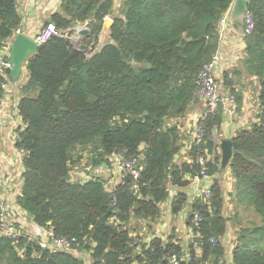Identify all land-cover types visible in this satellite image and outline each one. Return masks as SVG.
Masks as SVG:
<instances>
[{
	"label": "trees",
	"instance_id": "1",
	"mask_svg": "<svg viewBox=\"0 0 264 264\" xmlns=\"http://www.w3.org/2000/svg\"><path fill=\"white\" fill-rule=\"evenodd\" d=\"M18 0H0V49L22 27ZM234 0H61L45 21L62 32L38 46L24 63L26 81L20 87L18 112L24 129L16 147L24 154L22 186L17 206L42 229L57 238L75 239L77 252H51L38 241L0 236V264H163L185 248L169 237L135 244L132 222H152L170 187L184 189L199 175L198 159L213 154L207 173H218L221 155L214 130L220 129L219 107L205 121L200 144L187 153L190 162L176 164L179 132L170 120L183 119L194 102L195 80L219 47L217 27ZM254 27L244 37L239 70L225 71L221 85L234 96L236 110L242 93L233 76L241 70L258 84L255 121L231 139L228 170L234 205L252 209L260 222L237 230L231 264H264V0H248ZM111 18L112 45L93 53L103 20ZM90 31L79 49L69 36L78 25ZM239 26V23L235 27ZM0 96L2 94L0 93ZM87 151L89 168L109 166L113 151H124L140 169L139 192L125 177L111 192L103 179L73 182L71 172ZM189 207L201 221L196 252L186 248L190 261L181 264H227L222 187L215 180L208 204L179 193L172 203L176 215ZM236 215V214H235Z\"/></svg>",
	"mask_w": 264,
	"mask_h": 264
},
{
	"label": "crops",
	"instance_id": "2",
	"mask_svg": "<svg viewBox=\"0 0 264 264\" xmlns=\"http://www.w3.org/2000/svg\"><path fill=\"white\" fill-rule=\"evenodd\" d=\"M122 0H114L115 11H118ZM61 0H18L17 10L22 17V27L20 32L29 38H34L38 32L37 26L40 23L45 24V21L49 16L58 9ZM231 29L220 41L217 52L221 55V61L216 65L215 77L217 81L222 82V76L225 71L239 70L241 67V61L244 58V38L242 35V20L237 22L231 21ZM239 23V26L235 25ZM10 57V53H9ZM25 67H22L21 77L19 83H12L10 77L7 78V84L9 92L7 91L5 97L8 99V108L5 111V115L0 117V192L3 194L6 203L14 209L19 215V220L23 223V217L26 215L21 211L17 204L16 199L20 193L22 186V165L21 160L16 154V150L11 143L13 129L12 123L18 128L23 129V122L18 112V102L20 100V87L26 81ZM234 87L242 93V107L239 111L235 110L232 116L223 114V120L220 129L214 133L215 142L217 144L218 153L221 155L220 142L222 140L233 139L237 132L247 128L250 123L255 121V115L259 106L258 103V84L254 77H248L241 70L240 76H233ZM204 106L201 102H193L183 119H172L168 122V125H176L179 132V146L180 152L175 156L174 162L176 164L182 162H190L187 157V153L190 150V143L192 141L194 127L198 117L202 114ZM228 164L222 162V158L219 164L218 173L213 176L215 180L220 184L223 190V196L225 200V210L229 207L231 214L235 215L240 211V206L234 205V193L232 190V178L230 177ZM114 172V170H113ZM112 171L108 170V178L104 179L105 183L109 185H116L119 177ZM105 174V173H104ZM77 176V175H76ZM83 176V175H82ZM73 178V176H71ZM79 180V175L74 177ZM73 180V179H72ZM107 186V183H106ZM196 186L190 180V184L184 189H177L170 187L168 189V199L160 204V215L152 222H143L145 234H143L144 241H150L153 238H160L167 240L172 237L182 248L187 246V214L189 207L187 206L182 212L173 215L171 213L172 203L175 201L177 195L182 193L187 197L189 204L196 198ZM31 223V219H29ZM34 224V223H33ZM142 235V234H141ZM227 254V253H226ZM226 263L231 264L230 257L226 256Z\"/></svg>",
	"mask_w": 264,
	"mask_h": 264
},
{
	"label": "built area",
	"instance_id": "3",
	"mask_svg": "<svg viewBox=\"0 0 264 264\" xmlns=\"http://www.w3.org/2000/svg\"><path fill=\"white\" fill-rule=\"evenodd\" d=\"M234 1L232 2L230 8L221 17L218 23L217 34L219 38V43L223 40L226 33H228L231 29V10ZM242 25V35L244 38L252 33L254 27L253 16L247 9L242 17ZM77 27H86V24L78 25ZM61 35L62 32L58 31L54 24L49 23L47 25H42V27L38 30L36 36L32 38V40L39 46L47 42L52 37ZM13 38L3 44L0 49V93L2 94V96H0V117H3L5 115V111L8 108L9 102L8 99L5 97V94L7 91H10L8 89L7 78L11 70V65L9 63V53ZM77 39L83 40L87 38L84 36L76 35V40ZM220 61L221 55L216 52V54L212 57L211 61L203 66V68L200 70L196 77L194 102H201L204 106V110L196 121L190 147L193 144L198 145L201 143L206 130L205 121L209 114L215 112L219 107L222 108L223 114L228 116L233 115L236 110L234 96L228 91H225L221 85V82L217 81L215 77V68ZM11 128L13 129L11 143L16 150L17 156L20 160H22L24 152L16 147V143L19 141L18 134L22 132L24 126L22 130H18L15 124L12 123ZM108 161L109 166L102 165L93 169L89 168L87 171H90L91 173L89 175H83L82 180L79 179L77 181H74L72 180L73 178H71V180L73 182L82 183L91 180L95 177H99L100 174L108 170L112 172L114 170L113 173L114 175L119 177V180L116 185H112V188L110 190H108L107 186H105L106 190L111 192L115 186H117L118 184H122V181L125 177H130L134 182L132 188L133 195H137L139 192L140 169L137 167L136 161L128 159L124 151L118 150L113 151L109 155ZM212 161L213 154L205 153L203 156H201L197 161V164L200 168L199 175L192 179V182L197 187L195 199H200L207 204L211 197V185L213 182V178L207 173V164ZM13 210L14 209H12L6 203L3 194L0 192V236L13 240L26 237L29 240L38 241V243L42 247L48 248L53 253L66 252L72 253L75 256H80V253L73 249V246L76 244L75 239L57 238L51 229H42L33 223L28 225V223L25 222V217L29 216L25 212L24 213L26 215H24L23 223H21L19 220H17V218H19V215L16 211ZM200 221V216L195 213L192 219L193 225L187 230V245H191L196 252L199 250V243L197 242L199 234H196V232H194V228L198 226ZM132 237L134 236L132 235ZM150 241L145 242L144 240H135V244H148ZM183 261H190V254L187 248H185V252L182 257H179L178 255L168 256L164 260L163 264H181V262Z\"/></svg>",
	"mask_w": 264,
	"mask_h": 264
},
{
	"label": "water",
	"instance_id": "4",
	"mask_svg": "<svg viewBox=\"0 0 264 264\" xmlns=\"http://www.w3.org/2000/svg\"><path fill=\"white\" fill-rule=\"evenodd\" d=\"M247 0H235L231 10V19L233 22L242 20L243 14L247 9ZM113 22L110 18L103 20V25L98 36V41L93 53L101 52L106 46L112 45L111 39V26ZM75 35L84 36L89 38L90 31L87 27H75ZM38 45L21 32L16 33L12 40L10 48L9 63L11 70L9 72L10 81L16 83L19 81L22 73V67L31 54L35 53ZM217 129L214 130V133ZM221 158L224 164H228L232 155V142L229 140H222L220 142Z\"/></svg>",
	"mask_w": 264,
	"mask_h": 264
},
{
	"label": "rangeland",
	"instance_id": "5",
	"mask_svg": "<svg viewBox=\"0 0 264 264\" xmlns=\"http://www.w3.org/2000/svg\"><path fill=\"white\" fill-rule=\"evenodd\" d=\"M42 25H44V24H42V23H40V25L38 24L37 30H39L42 27ZM69 39H70L72 45L76 49H79L80 47H82L84 44V40H85V39H83V40L77 39L76 40V35H75L74 31L69 36ZM230 116H232V115H230ZM74 156H75V159L78 157L79 158L81 157V161L78 162V164H76L74 166V168L71 172V176H73L74 181H77L74 177H77L78 175H79L80 179L82 180V175L85 176V174L89 175L91 173L90 171H87L89 169V166H87V165L89 163L88 159H89L90 155L88 154L87 151L81 152L78 150V151L74 152ZM104 173L100 174L98 178L106 180V178H108L109 173H106V172H104ZM113 177H115V175ZM106 183H107V189L110 190L112 188V186L109 185L108 182H106ZM225 217L229 218V221L227 224L228 228H227V233H226V238H225V246H226V250H227L226 256H227V258H229L230 253H231V247L234 244V238L236 237L237 230L240 227L249 226L250 222L259 223L260 219L253 212L252 209L243 210L241 207H240V211H238L236 213V215H232L231 209L229 207H227L226 211H225ZM25 218H26L25 222L28 223V225H30L31 222L29 220V217H25ZM142 223L143 222H136V221L132 222L131 227L135 228V230H133V232H134L133 236H134L135 240L142 241L144 239L143 234H145V229H144L145 227ZM80 257L84 258L88 262V256L87 255L80 253Z\"/></svg>",
	"mask_w": 264,
	"mask_h": 264
}]
</instances>
